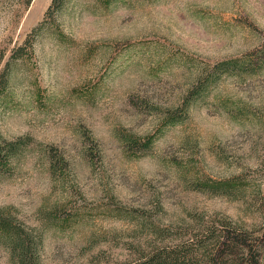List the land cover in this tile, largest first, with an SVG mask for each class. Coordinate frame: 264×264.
Segmentation results:
<instances>
[{
  "label": "rangeland",
  "instance_id": "obj_1",
  "mask_svg": "<svg viewBox=\"0 0 264 264\" xmlns=\"http://www.w3.org/2000/svg\"><path fill=\"white\" fill-rule=\"evenodd\" d=\"M51 1L0 0V73L33 41L0 93V137L30 140L0 264L17 236L25 264H127L209 219L264 232V0Z\"/></svg>",
  "mask_w": 264,
  "mask_h": 264
},
{
  "label": "trees",
  "instance_id": "obj_2",
  "mask_svg": "<svg viewBox=\"0 0 264 264\" xmlns=\"http://www.w3.org/2000/svg\"><path fill=\"white\" fill-rule=\"evenodd\" d=\"M23 1L26 5L32 2ZM65 1L52 0L45 17H54ZM41 26L35 27L34 31H40ZM32 43L33 41L28 38L24 44L14 49L10 60L0 73V93L8 87L12 59L25 56V51ZM231 66V61H222L216 64L214 71L229 70ZM199 84L197 89L186 97L184 105L188 106L190 99L198 92ZM29 143V138L8 140L0 137V177L11 171L13 160ZM227 185L228 190L233 187L231 182H227ZM11 226L6 222H0V229L6 232L12 230ZM192 231L187 239L170 246L154 248L138 260L127 264H264V232L256 234L255 230L239 225L229 218L209 219ZM14 243L16 244L14 248L20 251L21 263L25 264L30 260L27 255L32 249V243L22 236H17Z\"/></svg>",
  "mask_w": 264,
  "mask_h": 264
}]
</instances>
